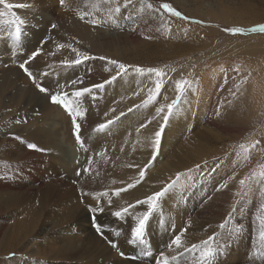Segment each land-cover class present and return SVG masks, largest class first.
<instances>
[{"label": "rangeland", "instance_id": "374dc122", "mask_svg": "<svg viewBox=\"0 0 264 264\" xmlns=\"http://www.w3.org/2000/svg\"><path fill=\"white\" fill-rule=\"evenodd\" d=\"M15 1L0 0V48L3 46L9 52L5 54L0 51V59L9 58L10 61L14 62L9 63L11 66L10 72L0 73L11 91L10 97L6 98L8 101L7 111L16 112L21 106H36L35 110L37 111L43 109V104L44 106L50 104L49 108L56 111V113H58L57 109L62 108L65 116L70 120L73 117L75 120L76 117L82 114L83 102L80 101L81 99L74 96V98L65 100L57 94L56 100H51L56 95L49 83L54 82L57 78H64V84L67 83V86L73 88L78 80H88L89 77L98 73L100 68L96 67L90 60L93 56L89 52L88 55L81 51L77 54L76 47L80 44L75 40H66L65 38L63 40L60 37L63 33L62 29L67 27L68 24H72V19H82L84 17L87 9L85 5L91 0H28L30 4L22 8L21 2L15 3ZM131 1L136 2L135 6L130 4ZM131 1L127 7L129 11L126 13H128V16L134 15L132 20L141 17L144 9H146L144 5L150 3V9L156 8L168 18L180 24L182 23L180 28L174 29V33L157 35L156 39L163 42V46L167 48L176 44L189 47L183 51V54L189 57L186 61L195 58L200 53L207 54L209 48L214 47L211 42L217 40H230L232 46L234 43L231 42V38L254 37L255 40L262 39L260 48L264 45L263 0ZM21 11L24 12V16L20 20L17 13ZM57 14H66L68 21L65 23L61 20L55 22L54 17ZM128 16L117 27L113 25V28L105 27L102 30L107 35H116L117 32L121 31L125 32L130 21ZM26 20L27 22H40V26L37 24L30 26L34 34L22 29L21 25H26ZM141 26L142 24L139 23L135 25V28L139 31ZM19 27L21 28L19 29ZM196 27L206 30V32H212L200 33L199 35L209 42V47L198 48L193 45L190 38L194 35V28ZM11 31L17 39L20 38V35H24L22 38L23 47L25 44V46H30L29 53L26 51L27 47L23 51L24 59L20 62L17 61L19 53L12 48V51H10L9 46H12V43L11 40H7V36H13L10 34ZM150 40L148 39V43L152 45ZM155 43L159 44L158 42ZM126 48L131 49V46ZM70 54L81 55L83 58L78 62L68 63L66 61ZM163 56L169 57L164 53ZM233 57L234 54L231 52L223 60L220 56L213 58L208 66L203 58L194 65L193 68L201 66L206 69V72L201 73L199 76L194 73L190 76V88L193 91L188 95L190 105L184 109L187 112L186 122H180V124L171 125V120L180 117L178 115H180L182 109H180L181 107L177 109V107L182 95L177 94L171 101L173 90L169 89L167 93V89L162 87L163 84L160 86L158 85L160 83H156L157 81L153 79L152 73L160 72L162 80L168 85L169 78L177 76L175 68L184 60L179 63V61H164L159 57L158 59L151 57L147 61H140L139 67L134 71L137 74L136 77L133 78V73H129L130 79L133 78L131 80L133 89L140 93V96L133 99V101L140 100L144 108L140 109L141 117H138V120L136 114L139 104L122 113L128 114L127 120L122 119L127 121L125 134L132 136L133 133L130 135V132L138 127L143 130L148 129L150 126L154 127V119L148 113L156 110L154 104H156V107L160 102H163V104L167 102L170 106L167 111L163 112L161 122H158L155 126V129H158L159 126L157 144H163L165 133L167 136L172 135L173 139L164 146V149L157 150L152 158L161 154V159L164 163L167 162L170 170L172 169V163L177 165V167H174L177 169L173 178L165 187L167 195L163 199L165 207L167 205L166 209L168 208L170 213V219L167 220L163 214V206L156 204L154 217L151 221L154 220L149 221L148 229H144L140 234L139 244L134 246L133 252L129 256L132 260L135 259L133 260L135 264H264V96L260 98L258 108L256 103L253 102L252 94L249 91L246 94L243 89L237 88L247 78L248 65L246 63H253L258 59V61L264 63V53H258L252 59L240 63L232 62ZM34 59L39 60L40 66L35 67L32 64V61H35ZM0 64V68H6L3 62L0 61ZM210 64L213 65L212 68L209 67ZM260 83L264 84V76ZM152 85L159 88L156 94L153 93ZM97 87L100 86L91 85L87 91L91 97L90 102L93 104L99 99L97 89L100 88ZM236 90H239L240 94L245 93L243 98L245 111L239 116H244L249 121H256L260 117L261 121L258 126H255L258 124L257 122L254 125L247 126V128L245 126L229 127L226 121H222L219 106L225 96ZM151 93L154 95H150ZM149 106H151L150 109H148ZM38 117H41V115H38ZM24 118L26 119V117ZM24 118L22 119L24 120ZM78 124L79 130L85 128L77 120L73 121L71 127L78 128ZM10 125L12 140L10 143L6 141L5 144H0V165L4 162L6 166L12 164L11 169L12 167L22 168L23 163L21 161L26 159L27 149L33 150V141L29 140L24 132L16 130L14 123ZM109 135L110 133H108ZM5 136V133L2 135L0 132V143ZM131 138L134 139V137ZM45 157L46 154L43 156L33 155L31 160L37 170L41 172V175L37 178L46 185L58 182L61 185L69 186L73 183V187L76 188L75 195L73 194L74 197H68L61 204L55 203L51 207L52 212L50 214L55 215L60 211L62 213L72 212L77 206H70L73 200L74 203L75 200L83 202L84 206L90 204L89 200L83 196V194H86L82 191L81 182L83 180L81 175L83 171L77 170L74 181L70 174H65V170L63 172L57 165L49 163ZM176 159L178 162H174ZM154 160L155 158L149 164H153ZM157 160L159 162L160 158ZM32 166L26 168L27 172L30 171ZM157 166L159 167V165ZM149 174V169L144 172L145 176ZM22 185L26 188L30 184L26 181ZM48 189L49 186L46 190ZM163 190L159 192L156 203L159 202V197L164 194ZM94 196L96 199L90 200L98 202V209L105 216L116 215L115 218H119V215L122 217L124 215L122 220L114 218L112 229L117 227L122 230L127 224L130 225L132 220L128 216V211L126 213V209L121 208L118 211L119 215L117 211L110 209L116 206L111 191L104 190L103 193L98 192ZM54 202L55 198L51 204ZM21 207L12 208L13 219L3 229L6 232L4 231L2 235L4 239L0 237V240H2L0 263L7 264L10 260H15L22 264L24 261L30 260L34 264H60L59 260L50 258L52 253L48 254L47 244L41 245L36 240L29 241L30 238L24 237L21 230L22 226L19 223L28 211L29 205ZM31 208L34 209L32 205H30V210ZM159 210H162V213ZM94 234L92 240L88 241L89 243L81 241L85 245L82 251H74V248H72L74 250L69 251L76 255L77 263H117L116 260L122 258L121 243L110 241L107 235L96 234L95 232ZM82 235L83 233L80 234L81 237H83ZM32 246H35L34 255L28 254L29 248ZM62 264L68 263L63 262Z\"/></svg>", "mask_w": 264, "mask_h": 264}, {"label": "bare ground", "instance_id": "6f19581e", "mask_svg": "<svg viewBox=\"0 0 264 264\" xmlns=\"http://www.w3.org/2000/svg\"><path fill=\"white\" fill-rule=\"evenodd\" d=\"M130 1L131 0H91L85 5L87 9L84 13V17H82V19H72V24H68L67 27L62 29L63 33L60 37L66 40H75L80 44V46L76 47L77 54L81 51L88 55L87 53L89 52L95 58V61L93 57H91L90 60H92L96 67L100 68L98 73L89 77L88 80H78V83L74 85L73 88L67 86V83L64 84V78H57L54 82L52 81L49 83L53 88L52 91H54L56 95L55 98L51 100H56L58 95L65 100H67V98H74V96L81 99L80 101L83 102L82 114L79 116L77 115L78 117H76L75 120L83 124V128L85 127L84 129L80 128L79 130V124L78 128L71 127V124L75 121L74 118L71 117L70 120L65 116V112L62 108L57 109L58 113H56V111L49 108L50 104L48 103V105L45 106L43 104V109L37 111L35 110L36 106L29 105L30 107H19L16 112H8V101L6 98L10 97L11 91L5 84L4 78L0 76V132L2 135H4V133L6 135L4 139L1 137L2 140L0 144H5L6 141L8 143L11 142L10 124L14 123V126L16 125L15 129L24 132L25 136L33 141L34 146L33 152L30 149H27L28 151L26 152L28 165L26 164V159L21 161V163H23L21 165L22 168L12 167L11 169L12 164L6 166L4 162L0 165V237L1 239L3 238V232H6V230H3L5 225L13 219L12 208L29 205L28 211H26L21 223H19L22 226L21 230L24 237L30 238L29 241L36 240L41 245L47 244L48 254H50V252L52 253L50 258L59 260L60 264L63 262H67L68 264H80L77 263L76 255L69 251L74 249V251H82L85 245H83L81 241L90 242L95 235L94 232L96 234L101 233L105 236L107 235L110 241H118L121 243L122 258L116 260V258L113 257L117 261V263L114 264H135V262H133L135 259L132 260L129 256L131 252H133L132 249L134 246L139 244L140 234L144 229H148V223L154 217L156 204L163 206V214L166 216L167 220L170 219V213L168 212V208L166 209L167 205L165 207L163 199L167 195L165 187L173 178L174 172L177 169L174 167H177V165L172 163L171 171L167 162L164 163L161 159V154L152 158L157 150L164 149V146L173 139L171 137L172 135L167 136L165 133L163 144L158 145L159 126L158 129H155L156 124L161 122L163 112L165 110L167 111L170 105L167 102H164V104L160 102V104L155 107L156 104H154L156 110H153L154 113H148V115L150 114L154 119V127L150 126L146 130L142 128L139 129V127L137 129L134 128L130 132V135L133 133L132 136L125 134L127 130V121L122 120H127L128 118V114H122L123 112L139 104L136 114L138 120V117H141L140 109L144 108L140 100L133 101V99L140 96V93L133 89L131 83V80L137 76L134 71L139 67L140 61H147L151 57L154 59H158L159 57L164 59V61H179V63L184 60L183 63L175 68L177 76L169 78L170 82L168 85L162 80L160 72L152 73L153 79L157 81L156 83H160L158 85L161 86L163 84L162 87L167 89V93L169 89L173 90L171 93L173 95L171 97L172 99L170 98L171 101L177 94L180 93L182 95V99L177 107V109L181 107L180 109H182V111H180V115H178L180 117L178 119L171 120V125H173L175 123L180 124V122H186L187 112H185L184 109L190 105L188 95L193 91V89L190 88V76L193 75V73L199 76L201 73L206 72V69L201 66L193 68L200 59L203 58L208 66V63L213 58L220 56L223 60L231 52L234 54L232 61L234 63H240L241 61L246 62L254 56H257L258 53H264V50H261L262 48L264 49V45L260 48L262 39L255 40L254 37L231 38L234 41L231 40V42L234 43L232 46L230 45V40L213 41L211 43L214 47H210L207 54L200 53L197 55L198 57L196 56L186 61L189 57L185 56L183 51L189 47L176 44L170 45L167 48L163 46V42L156 39L157 35L174 33V29L180 28L182 23L180 24L168 18L156 8L153 10L152 8L150 9V3L144 5L146 9H144L145 12L143 11L141 17L132 20L134 15L128 16V13H126L129 11L127 7ZM18 2H21V8L30 4L28 0L15 1V3ZM130 4L134 5L136 2L131 1ZM23 13V11L17 13V17L20 20L24 16ZM65 15L66 14H57L54 17L55 22L60 20L64 23L67 22L68 18ZM126 16H128L130 21L125 32L121 31L117 32L116 35H107L105 31L102 30L105 29V27L108 28L113 25L117 27L120 22L125 20ZM139 23H141L142 26L141 30L138 31L135 25ZM35 24L40 26V22H27V20L26 25L21 26L22 29H25L24 31L32 33L33 29L30 26H35ZM20 28L21 27H19V29ZM194 32V35L190 38L193 45L198 48L209 47V42L199 35L200 33L212 32H206V30H202L198 27L194 28ZM10 34L13 35L7 36V40H11L12 43V46H9L10 51H12V48L15 52L17 51V53H19L17 61L20 62L24 59L23 51L27 47L26 51L29 53L30 46H25V44L23 47L22 38L24 35H20V38L17 39L14 37L15 34L12 31ZM148 39H151L150 42L152 45L148 43ZM155 42L159 44L157 45ZM127 46H131V49H127ZM230 49L231 51H229ZM0 51L6 54L8 49L2 46ZM163 53L169 55V57H164ZM82 58L83 56L81 55L70 54L66 62H78ZM34 60L32 64L35 67L40 66L41 63L39 60ZM0 61L6 66V68H0V73L4 74L10 72L11 66L9 63L13 61H10L9 58L0 59ZM257 61H253V63L249 64L246 63V65H248L247 78H245L242 81L243 83L237 86V88L243 89L246 94L249 91L252 94L253 102H255L259 108V100L264 96V84L260 83L264 76V63H262V61ZM212 66L213 65L209 67L212 68ZM192 69L194 70L192 71ZM129 73H133L132 79H130ZM91 85L100 86L97 87L100 88L97 89L99 99L94 104L90 102L91 97L87 92ZM61 86L63 87L59 89ZM153 86L155 85H152L153 93L156 94L159 88ZM245 93L240 94V91L236 90L228 96H225V98L223 97L224 99L219 106V114L222 121H226L229 127L245 126L247 128V126L254 125L257 122L258 124L255 126H258L261 121L260 117L256 121H249L245 119L244 116H239V114L242 115L243 111H245L243 103ZM150 108L151 106L148 107V109ZM78 113L80 112L78 111ZM38 115H41V117H38ZM24 117H26V119ZM172 117L174 118V116ZM22 118H24V120ZM108 133H110L109 136ZM131 137H134V139ZM44 154H46L45 158L48 159L49 163L57 165L62 171L65 170V174H70L73 177L72 179H74L77 170L83 171V174L81 173L83 180V182H81L83 186L82 191L86 193L83 194V196L85 199L89 200L90 204L84 206L83 202L75 200L74 203L73 200L72 204L69 203L70 206H77L72 212L67 211L66 213H62L60 211L55 215L50 214L52 212L51 207L57 202L61 204L66 201L68 197H72L76 192V188L73 187V183H71V185L69 184V186L61 185L58 182L46 185L37 178V176L41 175V172L37 170V167L31 160L33 159V155L43 156ZM154 158L153 164L150 165V161ZM158 158H160L159 162L157 160ZM174 162H178V160L176 159ZM31 165L33 166L30 168V171L27 172L26 168ZM157 165H159V167ZM157 167L158 169H156ZM148 169L150 174L145 176L144 172ZM26 181L30 185L24 188L22 183ZM48 186L49 189L46 190ZM104 190L111 191V194L114 195L113 200L115 199L116 206L114 207L115 209L110 208L112 211L118 212L122 208L126 209V213L127 211L129 213L128 216L132 222L130 225L127 224L122 230L117 227L112 229V227H114V218L116 215L109 217L105 216L100 212V209H98V202L96 200H90L96 199L94 195L98 192L103 193ZM162 190L164 194L159 197L160 200L156 203L157 196H159V192ZM54 198L55 202L51 204ZM30 205H32L34 209L31 208L30 210ZM159 211L162 213V210ZM50 215L51 217H49ZM123 217L119 215V218L117 217L115 219L122 220ZM82 233L83 237L80 236ZM1 241L2 240H0V245ZM78 241H80V243H78ZM34 252L35 246L29 248L28 254L34 255ZM86 256L88 257V255ZM0 264L4 263L2 262ZM7 264H19V262L10 260ZM22 264L34 263L28 260L24 261Z\"/></svg>", "mask_w": 264, "mask_h": 264}]
</instances>
